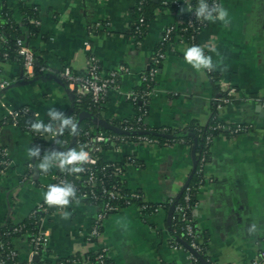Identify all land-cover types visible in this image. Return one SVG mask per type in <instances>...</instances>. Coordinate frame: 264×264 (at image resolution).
Returning <instances> with one entry per match:
<instances>
[{
    "label": "crops",
    "instance_id": "0c3cea01",
    "mask_svg": "<svg viewBox=\"0 0 264 264\" xmlns=\"http://www.w3.org/2000/svg\"><path fill=\"white\" fill-rule=\"evenodd\" d=\"M174 1L153 0L158 6L138 44L132 27L140 0H25L27 9L38 11L35 37L26 27L20 0H0V15L10 13L44 68L39 76L26 79L18 62L1 57L0 35V85L11 83L0 88V147L6 149L9 161L6 174L0 176V228L29 218L45 201L53 178L64 171L58 162L48 172L37 167V158L29 155V149L37 147L35 134L27 128L3 125L10 113L27 108L34 120L44 123L53 108L68 116L75 97L62 73L69 68L77 75L86 74L89 56L94 55L103 75L121 66L130 71L121 78L120 91L111 92L103 105V120L113 126L136 117L137 108L125 93L136 90L140 76L149 71L166 29L179 24ZM219 5L228 9L229 22L207 20L195 41L211 56L213 67L197 71L188 65L184 51L193 43L177 36L167 47V58L156 77L146 125L151 130L176 131L208 126L217 116L221 123L250 126L247 132L215 138L205 169L207 181L191 213L210 264H250L264 251V107L254 101L264 96V0H219ZM230 92L238 100L217 111L215 99ZM55 130L41 158L62 152L63 131L59 124ZM103 158L122 165L136 160V165L125 168L123 180L127 189L141 192L150 204L179 199L196 164L194 154L182 143L111 146ZM30 164L34 165L31 173ZM98 212L97 206L70 202L48 215L46 260L97 264L92 256L102 244L114 264H191L186 251H175L169 244L171 209L145 215L134 205L111 214L103 222L99 245L88 240ZM14 243L19 260L26 262L31 254L30 237Z\"/></svg>",
    "mask_w": 264,
    "mask_h": 264
},
{
    "label": "built area",
    "instance_id": "2783aa9c",
    "mask_svg": "<svg viewBox=\"0 0 264 264\" xmlns=\"http://www.w3.org/2000/svg\"><path fill=\"white\" fill-rule=\"evenodd\" d=\"M195 1L198 0H187L186 2L174 1L173 5L175 9L178 11L179 17V24L169 26L164 34L162 42L160 43L159 47L153 54L151 58V66L149 71L143 73L140 76V84H147L149 87L151 83L155 82L156 77L159 73V69L161 65L167 58L166 49L169 45H172L174 42V34L177 32V27H180V32L187 34V35H178L182 39L188 37L192 43L195 42L197 34L205 27L207 20L197 19L194 9L195 5L193 4ZM147 0H140L139 9L145 5ZM209 4H217L219 5V0H208ZM165 6L168 3H164ZM191 6V11H189V7ZM145 19L141 18L139 20V26L135 27V34H141V26L144 25ZM135 40L137 41L135 35ZM139 44L140 42L137 41ZM18 53L22 58L23 62V70H24V77L26 79H33L36 77V62L37 57L33 53V50L26 44L25 40H21L17 42ZM87 47L89 45L87 44ZM44 68H41V72ZM130 71L126 66H121L118 69L109 72L107 75H103L101 65L98 59L94 55L89 56L88 60V71L84 75H77L73 73L69 68L65 69L62 73L63 80L68 84L69 88L76 94V95H91L92 99L95 104L103 106L108 99L111 92H119L121 89V78L128 74ZM11 85L10 82H3L0 85V88L4 89ZM151 89V88H150ZM155 93L154 90H148L144 93L137 92L136 90L132 92L125 93V97L127 100L131 101L134 105L138 102L142 103L143 106H147L149 100ZM238 99L230 92L223 97H219L215 99L217 111L222 110L227 105L232 104L233 102L237 101ZM254 101L260 103L264 107V96L258 97L254 99ZM29 109L21 108L19 110L13 111L10 113L9 117L14 122V126H18V120L21 116L27 115ZM148 115V111H146L143 107L139 108V115L135 120H126L121 123V125H125V130H134L135 128L133 125H138L143 122ZM217 116L213 117V120ZM75 117H72L74 119ZM52 123V120L48 121V124ZM29 130L30 127H27ZM212 130H224L229 132L232 135H237L243 132H247L250 130V126L244 124H226L221 123L215 127H211ZM90 134V133H88ZM51 135L43 136L42 142L45 145L47 144V139L51 137ZM214 139L211 135L206 136L207 144L213 143ZM93 142V143H92ZM117 142H120L117 144ZM66 143V141H64ZM78 150L80 148H84L89 153V160L87 163L83 165L84 171L78 172L76 177L74 178L76 181L82 183L85 187L89 188V193L83 195V198L90 199L95 206L99 208V212L95 219L94 226L89 234L88 240L91 243L101 244V240L103 237V222L104 220L111 214L120 212L121 208L119 206L120 202H124L127 206H132L134 200L142 199L143 204L142 206H138L141 212L150 211L151 214L158 213L165 209L166 204H149L143 195L138 193H125L123 191V186L125 181L123 180L125 168L129 165H134V161L129 160L123 165H119L118 163H113L110 167L113 169V174L115 176H120V185H114L111 188H107L104 184L103 180H100L97 174L94 172L93 168L98 163L97 154L103 153V149L101 144L108 143V145L115 146L116 149H119L120 145H128V144H135V145H143V146H155L157 145V141L148 138L147 136H138L136 140L132 143H129L126 138H118L114 135H110L108 133L97 132L95 137L87 142H82L81 140H77ZM183 144V142H181ZM92 144V147H91ZM0 176L6 174V168L9 166V161L7 159V151L6 149H2L0 153ZM208 166L206 163L205 157H202L200 160V169L198 171V177H200V186L198 187V194L204 187L207 178L205 176V169ZM34 169V165H29L30 173ZM85 174L86 177L83 178L80 174ZM63 183H71L75 189L78 188L77 185H74L73 181L67 177L65 171L59 173L56 177L53 178L52 184H63ZM102 185L101 189L98 191V185ZM187 187V186H186ZM186 189V188H185ZM174 199H171L169 203H173ZM187 205L178 204L175 207V216L173 217V221L179 223L180 226V233L186 238L188 242V248H184L179 242H177L174 237L173 233L171 234V239L169 244L171 248L175 251H186L189 254V260L191 264H199V256L205 255L207 256V250L204 245L201 243V236L196 230L195 223L191 216H189L188 211L193 210L194 208L188 205L190 201V195L187 194L184 198ZM148 203V204H147ZM49 206L46 201L40 204L31 214V217L36 218L39 217V224L40 230L37 233L30 235V245H31V254L29 259L26 262H22L19 260V254L17 251L12 250L9 252L6 257L0 259V264H37L38 262L33 261V257H39V262L47 261L45 255L47 253V248L50 242V233L45 228V220L49 214ZM59 208L58 210H61ZM16 232L20 231L19 228H16ZM178 231H175L177 233ZM0 247H4V243L2 242V237L0 233ZM77 260V259H76ZM75 260H69L68 262ZM97 264H114L108 258V249L104 245H100L99 250L96 253L95 260ZM207 263H210L209 258L207 259ZM58 264H65L64 262L60 261ZM250 264H264V251L259 253Z\"/></svg>",
    "mask_w": 264,
    "mask_h": 264
},
{
    "label": "trees",
    "instance_id": "16d2710c",
    "mask_svg": "<svg viewBox=\"0 0 264 264\" xmlns=\"http://www.w3.org/2000/svg\"><path fill=\"white\" fill-rule=\"evenodd\" d=\"M20 2L23 5V9L25 10L26 15H27V19L25 21L26 27L29 29V32L33 37L38 36L39 30H38V26L36 25V22L38 20V11L35 9H27L25 6V0H20ZM196 3L197 1H195L193 4H196ZM157 6L158 5L155 4L153 0H147V2L142 7V9H139V5L135 9L132 32L135 35L138 42H141L143 38L145 37L148 24L149 22L153 20L154 11L157 8ZM167 6H169V3ZM141 18L145 19V23L144 25L141 26V34L137 35L135 34L134 30L136 26H139V20ZM180 34L187 35V34L181 33L180 27L178 26L177 32L176 34H174V39ZM0 35L3 40V49L1 52V57L9 62L16 61L23 68L22 58L20 57L18 53L17 42L21 40H25V37H24L22 30L19 27H17V25L11 20L10 13L8 11H5L3 12L2 15H0ZM192 45L198 46L196 42H194ZM33 53L36 55L35 51H33ZM40 70H41V66L36 65V68H35L36 77L41 74ZM154 88H155V82L151 83L149 87L147 86L146 83L145 84L143 83L138 86L136 91L140 93H144L148 90L152 91L154 90ZM74 97H75L74 105H73L72 110L69 112L68 116L71 118L75 117L73 121L77 124V130L75 133H73L72 130L68 127H65L63 129V133H62L63 135H62V138L60 139V145H59L60 147L59 149L62 152H67L71 149L78 150V144L76 143L77 140H81L82 142L85 143L87 141L92 140L95 137L97 132L108 133L118 138H126L129 143L134 142L138 136H147L150 139L156 140L158 146H170V145H175L177 143L183 142V144H185L192 152L193 151L195 152L196 167L193 171L191 180L187 184L186 189L183 191L179 199H174L173 203L165 205V210L169 211L171 209L172 211L171 232L173 233L174 239L177 242H179L184 248L189 249L186 238L179 231L181 225L173 221V217L175 216V213H176L175 207L178 204L187 205V203L184 200L187 194L190 195V201L188 202V205L192 208H195L198 205V187L200 186V177H198V171L200 169V160L202 157H205L206 163L209 164L210 162L209 149L212 143L209 145L207 144L206 136L211 135L213 139L215 140L216 137H220L221 135H226V136H233V135L224 130H219V129L212 130L211 129V127H215L221 124V121L218 119V117H216L214 120L212 119L211 123L208 126L193 125L189 128L178 129L176 131L151 130L146 125V119L136 126L133 125V127L135 128L134 130H125L124 129L125 125H121V123H116L113 126L117 128V131H113V130L102 128L101 126L93 122L94 118H97L98 120H103V115H102L103 106L95 104L91 95L82 96V95H76L74 93ZM135 106L138 111L137 116L139 115V108L143 107L146 111L148 110V104L147 106H143L142 103L138 102L135 104ZM82 114H89L91 115V117H86L82 119L81 118ZM137 116L131 120H135ZM34 121L35 120L33 119L29 111L27 115L21 116L19 118L18 127H20L21 129H26L27 127H30L29 130L33 132V134H35V140L37 143L36 145L37 147L41 148V152H42L46 148V145L44 143H41L43 139L42 137L51 135L53 133L43 132L42 130L38 132L34 130L31 127ZM45 124H48V122ZM51 124L53 126V129L55 130L59 124V121H52ZM3 125H14V122L11 119V117H8L4 121ZM64 141H66V143H64ZM119 143L120 142H117V144ZM101 146H102L103 152L111 148V145H108V143H102ZM91 147H92V144H91ZM2 149L3 148L0 147V153ZM97 158H98V163L93 168V170L97 174L98 178L104 181V184L107 188H111L114 185L121 186L122 184H120V179H121L120 176H115L113 174V169L110 167V165H112L113 163L106 162L103 158V153L97 154ZM131 160L134 161V165L137 164L136 160L134 159H131ZM119 165H122V164H119ZM64 171L67 177L70 179V181H73L74 185L78 186V188L75 189L76 199L71 202H80V203L95 206V204L90 199L83 198V195L86 193H89L90 189L85 187L82 183L74 179L78 173H70L66 170ZM80 174L82 175L83 178L86 177L85 174H82V173ZM122 186H123V191L126 194L127 193H138L140 195H143L139 191H132V190L127 189L125 186V183ZM101 187H102L101 184L98 185L97 190L99 191ZM134 205L142 206L144 204H143L142 199H139V200L133 201L132 206ZM119 206L121 210L130 207V206H127L124 202H120ZM59 208L60 207L58 206H49L50 212L47 215H50L51 213H53L55 210H58ZM192 211L193 210L188 211V214L191 217H192V214H191ZM142 213L145 215L151 214L150 211H146V212L144 211ZM39 217L33 218L30 216L21 224L16 225V224H12L11 222H9L5 227L0 228L2 242L4 243V247L3 248L0 247V259L6 257V255L12 250L17 251L15 247V243H14L15 240L21 239L26 236L30 237V235L37 233L40 230ZM16 228H19L20 231L16 232L15 231ZM175 231H178V232L175 233ZM95 256L96 254L92 256L94 260H95ZM207 259L208 257H206L205 255L199 256V264H208ZM69 260L70 259L63 260L62 262L67 263ZM9 264H12V262H9ZM37 264H53V262L48 260L45 262L40 261Z\"/></svg>",
    "mask_w": 264,
    "mask_h": 264
},
{
    "label": "clouds",
    "instance_id": "9594fccd",
    "mask_svg": "<svg viewBox=\"0 0 264 264\" xmlns=\"http://www.w3.org/2000/svg\"><path fill=\"white\" fill-rule=\"evenodd\" d=\"M189 11H191V6L189 7ZM194 13L197 19H218L224 21L225 24L229 22L228 9L223 5L215 3L210 5L208 0H198ZM183 58L188 65L197 71L213 67L211 56L206 55L200 46L193 45L188 47L184 51ZM48 116L52 121H59L61 132L65 127L70 128L73 133L76 132L77 124L65 113L53 108L49 110ZM31 127L38 132L42 130L43 132L56 134L52 124H45L42 120H35ZM29 155L37 158V167L44 172H48L57 162L62 170L70 173L82 172L84 171L83 165L89 160V153L84 148H80L79 150L71 149L67 152L53 151L46 153L41 158V148L32 147L29 149ZM44 199L50 206L65 208L70 205L71 201L76 199V190L71 183L52 184L48 186L47 191L44 193ZM68 215L69 213L65 212V216Z\"/></svg>",
    "mask_w": 264,
    "mask_h": 264
},
{
    "label": "water",
    "instance_id": "95a60500",
    "mask_svg": "<svg viewBox=\"0 0 264 264\" xmlns=\"http://www.w3.org/2000/svg\"><path fill=\"white\" fill-rule=\"evenodd\" d=\"M36 64H37V65L40 64L38 60H37ZM86 117H91V115H89V114H82V116H81L82 119H83V118H86ZM93 122H94L95 124H98V125L101 126L102 128H105V129H111V130H113V131H117V128H115L114 126L110 125L109 122H108L107 120H98L97 118H94V119H93ZM192 153L194 154V157H195V152L193 151ZM195 160H196V159H195ZM195 167H196V164H195ZM187 184H188V183H187ZM187 184L185 185L183 191L185 190ZM39 260H40L39 257H35V258L33 259L34 262H39Z\"/></svg>",
    "mask_w": 264,
    "mask_h": 264
}]
</instances>
